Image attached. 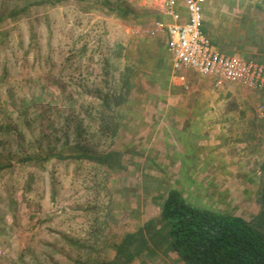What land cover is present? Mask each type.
<instances>
[{
  "label": "rangeland",
  "instance_id": "rangeland-1",
  "mask_svg": "<svg viewBox=\"0 0 264 264\" xmlns=\"http://www.w3.org/2000/svg\"><path fill=\"white\" fill-rule=\"evenodd\" d=\"M44 1L0 0V264L110 260L163 198L150 202L160 185L143 184L149 176L164 177L166 190L180 178L224 176L222 185L194 180L184 195L248 220L264 211L263 92L227 85L209 117L188 119L171 98L207 94L174 92L154 0ZM214 3L207 26L227 36V48L264 61V0ZM113 151L121 167L24 160Z\"/></svg>",
  "mask_w": 264,
  "mask_h": 264
},
{
  "label": "trees",
  "instance_id": "trees-1",
  "mask_svg": "<svg viewBox=\"0 0 264 264\" xmlns=\"http://www.w3.org/2000/svg\"><path fill=\"white\" fill-rule=\"evenodd\" d=\"M46 1L55 3L61 0ZM102 4L107 2L103 0ZM121 12L126 14L128 10L121 9ZM104 101L106 105L109 104L106 99ZM121 103L123 101L118 102ZM108 123H111V116ZM51 156L59 159L85 158L107 164L110 168L122 166L118 151L78 155L53 153L44 157L30 156L24 160L44 161ZM160 214L169 227L171 249L187 264H264V211L248 220L240 215L197 205L184 195L181 188L174 187L160 204ZM116 252L112 264H119L121 257L125 258V263L131 262L140 252L136 236L128 234L117 246Z\"/></svg>",
  "mask_w": 264,
  "mask_h": 264
},
{
  "label": "crops",
  "instance_id": "crops-1",
  "mask_svg": "<svg viewBox=\"0 0 264 264\" xmlns=\"http://www.w3.org/2000/svg\"><path fill=\"white\" fill-rule=\"evenodd\" d=\"M215 0H208V2L206 3L205 7H204V23H203V29L204 31L211 37L213 43L215 44V46H217L219 49L232 54V55H236L239 56L241 58H245V59H249L252 57H246L245 53H243L241 50V48H238L239 50H234L233 48H227L226 46L229 45L227 41V36L226 35H221L220 33H218V31L216 32L215 29H213L212 27L207 26V7H212L215 5ZM154 8L156 9V7L154 6ZM179 11L181 12L182 15V20H185L187 17V10H186V6H185V0H179V6H178ZM157 19H163L165 18L167 21H171L172 19L168 16L162 15L157 9ZM157 20V21H158ZM164 48H165V54L168 57L167 59V63L169 65H171L170 72L173 73L174 78L176 80H179L178 85H176L174 87V92L175 91H179V88L181 86H185L187 88H191L192 90H197L198 93H206V96L203 95H188V96H184V97H172L171 100H175L178 103L181 102L182 103V107L185 105V109L182 110L183 112H185L186 114L191 113L192 115H196L198 113H201L202 115L198 114L200 116V119H204L207 116L209 117L211 115V106L214 105V102L216 100V97L218 95L217 92H224L226 86L230 85V84H238V83H226L220 87H217L215 85V80L207 75H204L202 77H205V79H203L204 81H200V80H191L193 81L192 83H190V75L187 76V72H196L194 70L191 69H184V70H180V71H176L173 68V61H172V55L170 53V51L168 50V38L165 34L164 37ZM261 62H264L261 59L255 58ZM186 70V71H185ZM189 70V71H188ZM184 71V72H183ZM201 74V73H200ZM193 75V74H192ZM191 75V76H192ZM203 75V74H202ZM193 77V76H192ZM201 78V77H199ZM217 91V92H216ZM187 105V107H186ZM199 107H201L200 111H199ZM198 111V112H197ZM197 112V113H196ZM194 117V116H193ZM188 119L190 118V114L187 116ZM199 118V117H198ZM183 160L179 161V165L180 167H183L184 164H182ZM191 163H189V166ZM191 178H187L186 180L183 178H180V182H178V184L180 185L179 188H181L184 192L185 190V185H187L188 183H194L195 180V184H200V183H204V184H208V183H218L219 185H222L223 183L226 184L227 183V177L224 176H211L206 178H197L194 177V180H190ZM209 180V181H205ZM211 180V181H210ZM151 181H153L155 184L160 185V187L155 190L152 191L150 193H148L149 195V199L150 202L153 203L154 199H158L160 195H163L161 201L157 204H154L156 207H152L151 204H149V206H147V211H145V214L142 216H139V225L131 230H127L126 233L121 237L120 241H118L115 245H114V252L113 255L111 257L110 260L105 261V262H111V264L115 261L116 259V249L117 246L125 239V237L128 234H134L137 238V242L140 248V252L138 254H135V257L133 258V260L131 262H124V257H121V259H119V264H187L180 256L179 254L172 250L170 247V235H169V227L167 226L166 222L163 220V218L161 217L160 214V204L162 203V201L164 200V198L166 197L168 191L174 187H169L167 190L164 188L166 186V181L164 179V177H158V176H149L143 179L142 183L143 184H148ZM182 186V187H181ZM145 189V187H144ZM147 189V187H146ZM206 190V189H204ZM208 190V189H207ZM219 193L218 195L222 194V195H226L225 190L223 188H219ZM224 193V194H223ZM160 199V198H159ZM193 202V201H192ZM195 203V202H194ZM197 205L206 207V208H210L208 206H205L203 204H198L195 203ZM149 208V210H148ZM210 209H215L218 210L216 208H210ZM222 211V210H219ZM225 212V211H224ZM228 213V212H227ZM232 214V213H230ZM138 262V263H137Z\"/></svg>",
  "mask_w": 264,
  "mask_h": 264
},
{
  "label": "built area",
  "instance_id": "built-area-1",
  "mask_svg": "<svg viewBox=\"0 0 264 264\" xmlns=\"http://www.w3.org/2000/svg\"><path fill=\"white\" fill-rule=\"evenodd\" d=\"M208 0H185L187 17L182 20L179 0H154L156 9L165 18L156 22V31L168 38V50L176 71L191 69L212 77L215 85L238 83L264 93V62L241 58L219 49L204 31V7ZM264 117V102L258 105Z\"/></svg>",
  "mask_w": 264,
  "mask_h": 264
}]
</instances>
